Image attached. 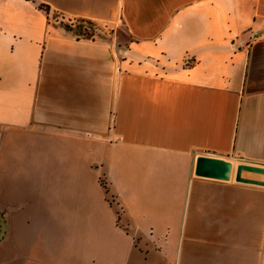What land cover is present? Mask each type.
I'll return each instance as SVG.
<instances>
[{
    "label": "crops",
    "instance_id": "1",
    "mask_svg": "<svg viewBox=\"0 0 264 264\" xmlns=\"http://www.w3.org/2000/svg\"><path fill=\"white\" fill-rule=\"evenodd\" d=\"M240 163L264 168V0H0V264H264Z\"/></svg>",
    "mask_w": 264,
    "mask_h": 264
},
{
    "label": "water",
    "instance_id": "2",
    "mask_svg": "<svg viewBox=\"0 0 264 264\" xmlns=\"http://www.w3.org/2000/svg\"><path fill=\"white\" fill-rule=\"evenodd\" d=\"M198 163L205 164L207 167H210L211 170H220L221 174L227 175V176L231 173L233 169L232 161L224 159V158H220V157H212V156L199 157ZM244 170L264 173L263 167L253 166V165L246 164V163H240L237 166L236 177H237V180L244 181V182L264 183V181H257V180H253L250 178L242 177V171ZM6 229H7L6 219L3 213L0 211V241L4 238L6 234Z\"/></svg>",
    "mask_w": 264,
    "mask_h": 264
},
{
    "label": "rangeland",
    "instance_id": "3",
    "mask_svg": "<svg viewBox=\"0 0 264 264\" xmlns=\"http://www.w3.org/2000/svg\"><path fill=\"white\" fill-rule=\"evenodd\" d=\"M48 11H50V10H48ZM121 25V26H120ZM91 26H93L94 28H96V30L98 31L99 30V28H100V26H98L97 24H92ZM119 27H117V29L119 30V39L118 40H120V44L122 43L121 41H125V43L128 41V40H131L132 41V37H130V36H128V33H127V31H126V29H125V27H124V25L121 23V24H119L118 25ZM99 32V31H98ZM192 63V59L191 58H189V60H186V59H184V61H183V63L181 64L182 66H184V67H186V66H188L189 64H191ZM181 65H174V64H168V65H165L164 66V69L162 70V72L164 71V72H169V73H171V72H173V71H177L178 69H179V67L181 66ZM212 157H217V156H214V155H211ZM224 159H227V158H224ZM227 160H230V159H227ZM231 161V160H230ZM233 163H235V161L233 162ZM108 198L109 199H111V197L110 196H108Z\"/></svg>",
    "mask_w": 264,
    "mask_h": 264
},
{
    "label": "trees",
    "instance_id": "4",
    "mask_svg": "<svg viewBox=\"0 0 264 264\" xmlns=\"http://www.w3.org/2000/svg\"><path fill=\"white\" fill-rule=\"evenodd\" d=\"M40 8H42V9H45L47 12H49L48 10H49V6H47L46 4H39L38 5ZM102 184L104 185V187L106 188V190H107V185L104 183V181H103V179H102Z\"/></svg>",
    "mask_w": 264,
    "mask_h": 264
},
{
    "label": "built area",
    "instance_id": "5",
    "mask_svg": "<svg viewBox=\"0 0 264 264\" xmlns=\"http://www.w3.org/2000/svg\"><path fill=\"white\" fill-rule=\"evenodd\" d=\"M186 60H189V58H188V57H186Z\"/></svg>",
    "mask_w": 264,
    "mask_h": 264
}]
</instances>
